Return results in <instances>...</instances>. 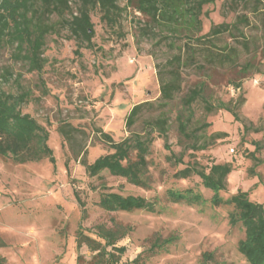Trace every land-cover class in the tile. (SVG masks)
Here are the masks:
<instances>
[{"label":"rangeland","instance_id":"1","mask_svg":"<svg viewBox=\"0 0 264 264\" xmlns=\"http://www.w3.org/2000/svg\"><path fill=\"white\" fill-rule=\"evenodd\" d=\"M125 3L126 0H119L120 6ZM257 5L264 10V0ZM71 6L75 11L76 2L72 1ZM255 6L253 0H215L203 6L201 33L222 22L234 24L239 16H246L249 23L230 27L235 38L222 32L203 41L205 45L211 42L217 51H228L227 46L234 48L235 65L208 66L199 57L200 63H205L204 69H183L182 92L203 82L202 95L215 107L206 112L203 98L192 104L194 117L189 128L208 122L210 125L201 131L208 145L193 150L180 143L175 122V112L180 107L178 95L161 110L169 116L168 143L176 154H183V161H167L163 139L156 136L148 156L151 165L147 188L106 171L101 173L102 179L88 176L79 162L83 151L91 162L108 150L99 130L120 140L130 131H142L143 120L160 112L155 107L144 108L131 127L125 125L134 104L157 101L155 64L171 54L166 44H157L150 36L141 35L139 27L144 16L126 8L109 26L100 19L99 9H92L94 45L90 48L58 26L46 36L39 72L28 71L25 62L16 59L15 48L8 41L0 43V89L17 93L22 86L31 91L32 97L21 105V111L46 127L47 143L55 158L54 162L44 158L16 163L0 155V255L7 264H90L92 254L87 247L76 249V232L81 226L86 235L96 237L93 226L110 225L111 220L130 227L118 241V245L125 247L119 264L145 251L155 236L176 238L165 249L149 256L144 264H199L203 251L213 252L222 264H249L237 250L243 228L228 220L232 206L212 205L208 200L211 191L200 184L196 175L177 179L172 174L193 159L203 165L230 163L227 189L220 195L227 198L238 189L246 190L250 199L264 205V57L259 51L264 31L258 13L253 11ZM51 18L57 20L56 16ZM243 38L248 39L246 48L240 43ZM248 60L252 66L241 69ZM236 82H240L239 88L233 87ZM221 102L235 111L238 118L219 108ZM63 123L76 128L70 143L57 130ZM101 182L122 194L156 198V211L103 210L97 204ZM188 186L196 188L206 199L189 205L170 202L164 195L168 187ZM75 190L84 201V213ZM78 254L82 258L77 261Z\"/></svg>","mask_w":264,"mask_h":264},{"label":"trees","instance_id":"2","mask_svg":"<svg viewBox=\"0 0 264 264\" xmlns=\"http://www.w3.org/2000/svg\"><path fill=\"white\" fill-rule=\"evenodd\" d=\"M75 1V11L71 6ZM215 0H126L120 6L119 0H0V43L8 41L15 48V57L27 65V70L39 72L43 66V47L46 36L57 30L58 26L64 27L69 32V37L78 42H86L87 47L94 44L91 39L94 35L93 23L90 18L92 9L98 8L100 19L112 26L118 20L121 11L132 9L145 17L139 27L141 35L150 36L157 44H166L171 54L162 62L155 64L159 82V97L157 101H145L134 104L125 118L127 128L137 120L144 108L160 109L156 116H149L143 120L142 131H130L120 140L99 130L101 139L107 146V151L98 155L93 161L88 162L85 152H82L79 162L84 166L88 176L102 179L101 173L106 171L112 176L122 177L128 183L147 188L149 186L148 158L155 137L163 139V146L168 151L165 159L171 163H181L183 154H176L168 143L169 116L164 110L178 96L180 107L175 112V122L181 142L193 150L205 149L208 145L202 139V130L210 124L202 122L198 126L189 128L194 117L192 104L199 98L204 100V110L210 112L215 107L203 97L205 83L199 82L190 87L185 93L182 89V71L185 67L195 66L204 69L208 66L235 65V49L227 46L228 51L215 50L212 43L205 45L203 41L209 36L222 32L231 33L230 27L244 23L248 25L246 16H239L234 24L219 23L211 26L207 33H201L203 6ZM253 11L259 15V21L264 31V10L258 7L260 0H253ZM68 15V16H67ZM56 16L57 20H52ZM156 31V32H154ZM242 36V35H241ZM243 46L248 47V39L243 38ZM264 57V42L259 49ZM202 57L205 63H200ZM252 66L250 60L246 61L241 69L247 70ZM240 82L233 87L239 88ZM183 93V94H181ZM31 91L19 87V92L10 93L0 89V155L8 156L16 163L39 161L47 158L54 162L52 149L48 145V130L33 116L21 111V105L31 98ZM219 108L231 112L235 119L237 113L224 102L219 103ZM63 140L72 142L76 128L69 123L57 127ZM200 132V133H199ZM71 152L73 153L72 147ZM78 155V154H76ZM230 163L211 162L208 165L199 163L196 159L187 161L182 168L174 171L172 176L177 179H186L193 175L199 178L200 184L211 191L208 198L212 205L227 204L232 206L228 214L231 225L239 223L244 235L237 242V250L249 264H264V205L252 200L248 191L238 189L227 198L220 195L227 188V176L231 171ZM96 189V188H95ZM77 203L82 212L85 211L84 201L78 192H74ZM164 195L170 202H183L189 205L199 204L206 198L192 186L184 188L168 187ZM156 198L148 199L137 194H122L113 191L101 182L98 189L97 204L105 211H156ZM96 237L86 235L79 226L76 232V249L85 245L91 252L90 264H119L125 247L118 245L129 231L130 227L119 221L111 220V224L98 223L93 226ZM176 237L161 238L155 236L148 248L140 252L135 258L125 264H144L146 259L165 249ZM3 242L0 240V246ZM82 256L77 255V261ZM0 264H7L4 256L0 255ZM199 264H222L218 262L211 251H203Z\"/></svg>","mask_w":264,"mask_h":264}]
</instances>
